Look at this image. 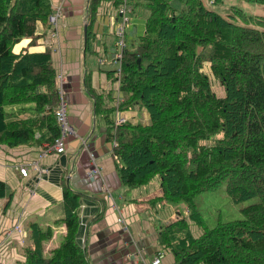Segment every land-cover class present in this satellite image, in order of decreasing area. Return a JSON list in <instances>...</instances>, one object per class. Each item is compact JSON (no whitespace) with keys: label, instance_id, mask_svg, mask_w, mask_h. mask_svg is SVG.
I'll return each instance as SVG.
<instances>
[{"label":"trees","instance_id":"obj_1","mask_svg":"<svg viewBox=\"0 0 264 264\" xmlns=\"http://www.w3.org/2000/svg\"><path fill=\"white\" fill-rule=\"evenodd\" d=\"M101 1L86 2L85 54H97L92 27ZM244 1L264 5V0ZM112 2L116 8L122 3ZM212 2L219 9L222 0ZM125 4L128 14L144 24L137 42L122 51V100L108 110L94 100V111L103 112L108 123L106 136L121 183L136 188L157 176L161 194L150 202L187 204L199 235L191 233L187 218L179 214L157 233L159 246L171 252L177 264H264V15L239 9L222 14L203 0ZM52 14L50 0H0V144L6 147L51 144L60 135L52 49L13 51L22 39L36 42L38 22L51 32ZM205 63L223 95L213 90ZM87 77L86 73L84 81ZM116 108L144 109L147 119L116 126L110 117ZM222 181L233 201H259L244 207L242 218L209 228L193 197ZM83 196L63 182V216L55 222L65 225L62 240L46 258L45 243L53 229L27 222L20 247L23 258L15 264H90L86 244L77 239ZM4 197L7 207L12 192L0 179V198ZM99 201L88 226L103 217L104 201Z\"/></svg>","mask_w":264,"mask_h":264},{"label":"crops","instance_id":"obj_2","mask_svg":"<svg viewBox=\"0 0 264 264\" xmlns=\"http://www.w3.org/2000/svg\"><path fill=\"white\" fill-rule=\"evenodd\" d=\"M112 1H101L92 27L96 38L93 48L97 54L108 53L109 50L113 54L115 52L114 33L120 25V17L113 15L112 12L117 8ZM50 2L53 11L57 8L62 11L58 18L57 40L50 37V29L45 32V26L38 22L36 33L40 37L36 42L28 44L30 39H22L14 46L13 51L18 53L22 48H27L30 52H42L50 46L56 72L61 70L65 75L63 90L67 121L73 132L65 137V151L62 154L52 152L42 157L39 166L44 171L39 174L35 167L29 166L28 176L25 178L19 174L17 166L37 160L44 145L25 144L9 148L0 144V179L12 192V199L7 207V197L0 198V264H15L23 258L20 247L26 236L27 222L38 223L43 228L50 226L54 230L53 237L59 233L63 236L65 225L55 223L63 216V182L84 194L77 210V239L80 244H86L90 264H142L140 255L148 261L158 251L163 252L162 260L167 252L172 256V264H177L172 253L159 246L156 230L149 220L146 223L142 221L146 214L149 216L151 208L148 205L155 204L149 199L161 194L160 185L158 184L160 194L145 199L138 198L135 194L129 196L125 192V187H129L121 183L115 168L112 145L106 136L108 123L103 112L94 111L95 98L103 103L102 108L108 110V107L116 105L119 95L112 70L101 67L97 61V68L91 65L92 71L87 69L84 48L87 0ZM142 30L143 26L140 24L135 25L132 31L128 30L131 40L126 41V44L136 43ZM57 44L60 45V51L55 50ZM63 53L69 54L70 59L64 60ZM110 62L115 63L112 58ZM86 73L88 77L84 81ZM108 100L112 101L109 105ZM113 114L110 116L113 122L119 116L134 122L145 121L147 118L144 112L140 114L134 109L118 112L115 109ZM94 165L99 168L100 173L89 177L88 171ZM99 200L106 202L103 217L88 226V220L99 209ZM117 209L125 216L126 225L116 222ZM165 220L170 222L175 217L171 215L168 219H159L158 224L165 223ZM17 224L21 231H13L10 236L7 235ZM130 225L133 227L130 228ZM56 246L51 239L45 243L44 251L48 252Z\"/></svg>","mask_w":264,"mask_h":264},{"label":"rangeland","instance_id":"obj_3","mask_svg":"<svg viewBox=\"0 0 264 264\" xmlns=\"http://www.w3.org/2000/svg\"><path fill=\"white\" fill-rule=\"evenodd\" d=\"M203 2L210 8L217 10L218 12H221L224 14L222 10L225 11V13H234L236 14L237 9L243 10L245 14L247 15H264V5L262 4H257L254 2H248L244 0H222L220 3L219 9L217 8V4H214L212 0H203ZM129 17V22L126 26L125 29V39L127 42H129L130 37L128 36V30L132 31L135 25L140 24L143 26L144 20L137 18V16L128 14ZM241 21L240 19H238ZM129 26V27H128ZM140 31H141V26H140ZM109 39V37H108ZM114 41L118 42V38L114 36ZM15 51V48H13ZM55 50L60 51V45H55ZM73 54V52H72ZM113 56V53L111 50L108 51V53L105 52H98V54L92 53L91 51L86 52L85 60H86V66L89 71L91 69V65L93 67H98L97 62L102 61L103 64H99L101 67L108 69V70H113L115 67L118 66L117 63L110 62V58ZM62 57H64V60H69L70 56L67 53H63ZM209 64L205 63L204 66V72L209 76L211 86L215 93L219 96L223 95V88L219 84V82L214 79L212 76L210 70H209ZM115 78V76H114ZM113 79V78H112ZM117 84V83H116ZM115 84V87H116ZM118 93V91H117ZM120 96V94L118 93ZM117 97V96H116ZM112 103L111 100L107 101V104L109 105ZM10 106H7L6 109L8 110ZM136 112L143 114L145 113L144 109L136 108ZM146 114V113H145ZM126 115V114H125ZM114 117V114H113ZM99 118V117H98ZM147 119V118H146ZM159 181L158 177L154 176L151 178V180L146 184L141 187H136V188H126L125 187V192L131 196L135 194L138 198H148L154 195L160 194V188L158 186ZM160 185V184H159ZM225 185L226 181H222L218 187H216L213 190L209 191H203L200 192L199 194L195 195L193 197V202L195 204L197 212L200 214L203 222L205 225H207L209 228L214 227L216 224L219 222H224V221H230L234 219H240L243 217L241 210L251 204H255L259 201L258 197H252L244 201L240 202H235L232 200V198L227 194L225 190ZM159 189V190H158ZM126 195V194H124ZM105 202V201H104ZM123 203V202H122ZM106 206V202L104 203ZM151 210L148 211L149 216L146 214V218L142 219L143 223L148 222L151 224V226L159 232V227L164 226L166 223L169 222V220H165V223H161L160 225L158 224L159 219H167L171 216L174 215L176 218V215L179 214L182 217H186L189 223V229L191 233L194 236H197L201 233L200 228L189 219L188 217V211H187V204L184 201H176V202H165V203H160L157 202L152 205H148ZM124 216V215H123ZM142 217V216H141ZM125 218V216H124ZM126 220V218H125ZM127 222V220H126ZM133 225H130V228H132ZM54 234V230H53ZM53 237V236H52ZM54 240V245H58L60 241L62 240V235L59 233L58 235H54L53 238ZM50 239V241H51ZM157 240V239H156ZM45 252V251H44ZM165 258L162 264H172V256L170 253L165 252ZM44 256L48 258L50 256L49 252H45Z\"/></svg>","mask_w":264,"mask_h":264},{"label":"built area","instance_id":"obj_4","mask_svg":"<svg viewBox=\"0 0 264 264\" xmlns=\"http://www.w3.org/2000/svg\"><path fill=\"white\" fill-rule=\"evenodd\" d=\"M121 1V5L117 7L116 10H114L112 13L113 15L119 16L120 17V25H118L115 29V36L118 38V42H116V47H115V52L113 56L111 57L112 60L118 64L116 68V71L114 72V76L117 79L115 82L117 83V91L119 93L118 87H119V76H120V62H121V57H122V51L126 47V39H125V29L126 26L129 22V17H128V8L125 4V0H119ZM62 11L60 8H57L56 10L54 9L53 14L49 17V21L52 24V30L50 32V37L57 40L58 38V18L61 17ZM100 64H103L102 61H100ZM56 82H57V88H58V93H59V102L56 110V117L57 120L60 124V135L54 140L53 143L51 144H45L41 151L38 154L37 160L32 161L29 164H19L17 166V169L19 171V174L22 177H27L28 176V167L33 166L35 167L38 171L39 174L44 171V169H41L39 166V161L42 159V157L46 156L49 153L55 152L58 154H62L65 151V137L73 132V129L69 126L68 121H67V109H66V102L64 98V90H63V84L65 82V75L61 70H58L56 72ZM122 100L121 95L118 96L117 101H116V106L118 105V102ZM119 109L116 108V112H118ZM127 122V119L123 116H119L118 118L116 117L114 120V125H119L122 123ZM100 173L99 168L94 165L91 170L88 171V176L92 177L94 174ZM116 222L117 223H122L124 225L127 224L122 211L117 209V217H116ZM13 231L20 232L21 229L19 228V225H15L11 230L7 232V235H11ZM25 238V237H24ZM23 241V240H22ZM143 251V249L141 250ZM140 261L142 264H161L162 259H163V252L158 251L150 260L146 261L143 256H139Z\"/></svg>","mask_w":264,"mask_h":264},{"label":"water","instance_id":"obj_5","mask_svg":"<svg viewBox=\"0 0 264 264\" xmlns=\"http://www.w3.org/2000/svg\"><path fill=\"white\" fill-rule=\"evenodd\" d=\"M85 33H86V25L84 26V36H85ZM139 62V60H138Z\"/></svg>","mask_w":264,"mask_h":264}]
</instances>
